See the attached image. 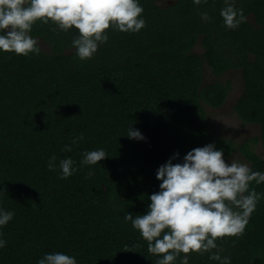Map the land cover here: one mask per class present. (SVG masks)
Wrapping results in <instances>:
<instances>
[{"label": "trees", "instance_id": "trees-1", "mask_svg": "<svg viewBox=\"0 0 264 264\" xmlns=\"http://www.w3.org/2000/svg\"><path fill=\"white\" fill-rule=\"evenodd\" d=\"M162 1L139 0L146 27L109 28L108 42L89 60L75 56L78 30L65 33L51 21H37L31 32L50 49L0 52V207L15 213L0 229L7 242L0 264H37L51 252L75 256L77 264H156L124 215L147 211L161 183L156 171L170 156L179 152L173 163L182 162L189 150L215 143L226 158L238 151L253 171L264 172L254 140L237 143L210 126L204 104L223 106L232 81L204 84L203 72L205 64L218 77L241 71L244 90L234 112L261 126L264 149V0H236L246 21L235 30L224 26L223 0ZM130 125L146 139H129ZM74 139L72 151H62ZM101 148L105 158L80 166L84 152ZM53 154L57 164L70 156L77 172L61 179L59 169L49 171ZM250 187L264 193V183ZM216 243L231 264H264V198L242 237ZM189 255V264H217L207 253Z\"/></svg>", "mask_w": 264, "mask_h": 264}, {"label": "clouds", "instance_id": "clouds-1", "mask_svg": "<svg viewBox=\"0 0 264 264\" xmlns=\"http://www.w3.org/2000/svg\"><path fill=\"white\" fill-rule=\"evenodd\" d=\"M194 5L208 0H192ZM220 16L224 26L235 30L246 21L236 0H223ZM139 0H0V52H14L29 56L39 54L38 40L31 35L33 25L39 21L54 23L58 30H78L71 45L75 56L89 60L99 46L108 42V30L137 33L146 27ZM203 22L211 23L207 11L199 12ZM129 139H146L139 129L129 127ZM74 139L62 148L71 152ZM80 166L96 165L107 156L104 149L82 154ZM179 152L161 164L156 178L161 181L159 191L149 196L150 203L142 215L126 212L125 221L138 230L147 241L149 253L156 255V264H189L190 253L208 254L217 264H231V257L222 255L223 248L216 243L225 237L240 238L264 193L250 185L264 183V172L253 171L248 164L230 157L226 162L224 151L215 143H207L189 150L182 162ZM49 171L59 169L58 175L66 179L77 172L75 161L69 156L59 160L55 154L47 161ZM0 192H5L0 189ZM14 211L0 207V229L14 218ZM6 240L0 231V248ZM215 250V251H214ZM181 253L185 254L181 256ZM37 264H77L75 256L64 252L45 253Z\"/></svg>", "mask_w": 264, "mask_h": 264}, {"label": "rangeland", "instance_id": "rangeland-1", "mask_svg": "<svg viewBox=\"0 0 264 264\" xmlns=\"http://www.w3.org/2000/svg\"><path fill=\"white\" fill-rule=\"evenodd\" d=\"M160 1L164 3V1ZM248 19L253 23L255 22L253 15H250ZM37 40L42 48L46 50L50 49V46L47 42H45L41 38H37ZM195 52L199 54L203 52V47L201 43H198V45L195 47ZM203 72L204 84L212 83L218 79H221L223 81H232V88L223 106H221L220 108H213L204 104V106L206 107L208 120L212 129L224 137H229L233 139L237 143L243 142L244 139L254 137V149L261 155H263L264 149L259 139V136L261 134L260 125L244 123L234 112V105L244 90V80L242 78L241 71L239 69L230 70L218 77L213 74L212 69L207 64H205ZM256 138H258L259 140L255 143ZM230 157H233L239 160L240 162L250 165V162L245 159V157L238 151H236L234 154L227 158L225 157L226 162H229Z\"/></svg>", "mask_w": 264, "mask_h": 264}, {"label": "flooded vegetation", "instance_id": "flooded-vegetation-1", "mask_svg": "<svg viewBox=\"0 0 264 264\" xmlns=\"http://www.w3.org/2000/svg\"><path fill=\"white\" fill-rule=\"evenodd\" d=\"M241 120V119H240ZM242 121V120H241ZM243 122V121H242ZM251 124H255V123H251ZM257 125H259V124H257ZM261 127V126H260ZM261 135V134H260ZM260 137V136H259ZM248 140H250V141H252V140H254V137H252V138H249V139H244L243 140V142H241V143H244L245 141H248ZM253 143H254V141H253ZM253 143H251V146H252V148L254 149V146H253ZM255 150V149H254ZM245 157V156H244ZM245 159H247L246 157H245ZM248 160V159H247Z\"/></svg>", "mask_w": 264, "mask_h": 264}]
</instances>
